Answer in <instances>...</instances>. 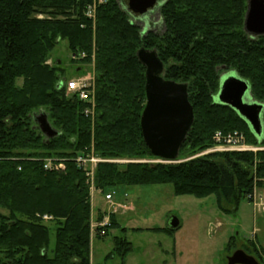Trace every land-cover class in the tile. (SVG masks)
Returning a JSON list of instances; mask_svg holds the SVG:
<instances>
[{"label": "trees", "instance_id": "16d2710c", "mask_svg": "<svg viewBox=\"0 0 264 264\" xmlns=\"http://www.w3.org/2000/svg\"><path fill=\"white\" fill-rule=\"evenodd\" d=\"M157 1L161 35L144 34L116 0H0V264H92L88 179L73 162L45 171L43 160L71 159L92 144L104 160L156 159L140 130V48L156 51L166 80L187 85L193 124L179 157L212 148L216 133L241 132L248 145L264 147V133L255 138L235 111L215 102L219 70H225L246 81L251 98L264 104V36L243 30L247 0ZM89 8L93 18H87ZM62 42L75 65L72 77L84 74L83 65L93 68V121L82 114L85 103L66 93L62 62L48 63ZM40 112L57 137L47 140L36 127L32 116ZM262 178L264 151L216 152L173 165L101 163L94 186L103 194L170 185L174 196L214 197L220 208L236 211L262 188ZM102 217L101 211L95 220ZM114 229L122 236L113 238L102 264H126L132 251L126 229L111 215L103 238ZM156 231L170 235L173 229ZM100 232L95 229L96 238Z\"/></svg>", "mask_w": 264, "mask_h": 264}, {"label": "rangeland", "instance_id": "374dc122", "mask_svg": "<svg viewBox=\"0 0 264 264\" xmlns=\"http://www.w3.org/2000/svg\"><path fill=\"white\" fill-rule=\"evenodd\" d=\"M116 1L126 6V0ZM160 5L161 3L158 2L142 17L130 15L132 21L140 26L144 34L153 32L161 35L163 33V25L158 14ZM69 58L66 43L62 42L48 63L51 65L55 60L62 62L67 69V74L71 75H67L70 79L75 65H70ZM81 69L85 75H93L92 66L83 65ZM219 72L220 82L233 75V72H225V70H219ZM239 134L243 135L241 132ZM214 136L212 139L214 146L209 148L210 150L196 152L188 157H179V160L188 161L216 154L211 151H215L216 147L222 144L217 145ZM244 141L243 144L248 149L246 152L264 151V147L248 145L245 137ZM108 161L113 164L137 162L119 159ZM154 162H156L155 159L139 160V163ZM260 181L264 183V178ZM108 193L112 195L111 203L103 200L104 194ZM92 198L91 214L96 217L101 211L105 214L112 213L120 227L126 229L123 236L133 246V250L126 258V264H227V258L242 248L255 255H259V252L264 260L261 254V251L264 252V211L262 210L264 184L261 189L255 190L257 206L246 199L239 203L236 211L233 205L228 204H222L220 208L214 197L196 199L192 196H174L170 185L118 188L103 194L92 192ZM258 206L261 208L258 209ZM171 217L178 220L177 229H174L170 235L156 231V229H165ZM120 234L118 229H114L109 231L107 237L92 242L91 262L93 264L104 262L105 256L113 250V238ZM50 238L53 245V233ZM166 252L169 256H166ZM259 261L263 264L260 258ZM116 263L117 259H112L107 264Z\"/></svg>", "mask_w": 264, "mask_h": 264}, {"label": "water", "instance_id": "95a60500", "mask_svg": "<svg viewBox=\"0 0 264 264\" xmlns=\"http://www.w3.org/2000/svg\"><path fill=\"white\" fill-rule=\"evenodd\" d=\"M157 0H126V12L144 16L156 5ZM244 32L252 38L264 36V0H247L243 21ZM138 62L144 67L145 106L140 116V130L145 147L162 164H178L180 149L193 124V109L188 100L187 85L164 78V66L155 50L140 48ZM61 84L57 86L60 88ZM216 103L230 107L248 125L255 138L264 133V104L252 100L246 81L235 72L220 82ZM33 122L47 139L58 136L43 112L32 116ZM170 229L178 227V220L171 217ZM227 264H256L242 251L227 258Z\"/></svg>", "mask_w": 264, "mask_h": 264}, {"label": "built area", "instance_id": "2783aa9c", "mask_svg": "<svg viewBox=\"0 0 264 264\" xmlns=\"http://www.w3.org/2000/svg\"><path fill=\"white\" fill-rule=\"evenodd\" d=\"M101 2V1H100ZM93 9H88L87 18H93ZM66 91L75 96L79 101L84 102L86 107L83 110V115L85 118L94 120V111H95V100H94V90H93V76L83 74L80 77L69 80L65 83ZM214 141L216 144H222L216 147L215 151H232V152H246L248 149L244 146V137L243 135L233 132L228 133L227 135L216 134L214 136ZM65 160L60 159H46L43 163V169L45 171H59L64 168L63 162ZM72 162H74L78 169H80L86 176L89 181H92L93 173L96 168V165L102 160L98 159L91 149L89 152L86 151L82 155L75 157ZM248 199L253 201L255 204V191L247 196ZM105 200L110 202L111 195L105 196ZM261 206H258L260 209ZM264 211V207L262 208ZM109 226L108 219H104L100 224L95 225V227L101 228L100 235H104V229Z\"/></svg>", "mask_w": 264, "mask_h": 264}, {"label": "flooded vegetation", "instance_id": "af4514ba", "mask_svg": "<svg viewBox=\"0 0 264 264\" xmlns=\"http://www.w3.org/2000/svg\"><path fill=\"white\" fill-rule=\"evenodd\" d=\"M236 251H242L244 254H246L247 256L251 257L254 259L255 263L256 264H261L260 261H259V258H261V255L260 253L258 252L259 255H255L254 253H250L249 251H247L246 249L242 248V249H239V250H236ZM257 252V251H256ZM259 257V258H258Z\"/></svg>", "mask_w": 264, "mask_h": 264}, {"label": "crops", "instance_id": "0c3cea01", "mask_svg": "<svg viewBox=\"0 0 264 264\" xmlns=\"http://www.w3.org/2000/svg\"><path fill=\"white\" fill-rule=\"evenodd\" d=\"M93 218H94V215L92 214V220H93ZM95 240H101V239H100V238H94V239L92 238V239H91V244H92V242H95ZM132 250H133V246H132ZM130 253H131V252H130ZM163 254H164V253H163ZM128 255H129V254H128ZM128 255H127V257H128ZM171 255H172V256L174 255V251H173V250H172V254H171ZM166 256H169L167 252H166ZM127 257H126V258H127ZM125 261H126V260H125ZM91 263H92V262H91ZM92 264H93V263H92ZM163 264H166V263H163Z\"/></svg>", "mask_w": 264, "mask_h": 264}]
</instances>
